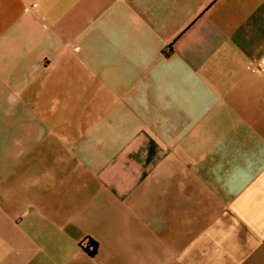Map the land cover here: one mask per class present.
Listing matches in <instances>:
<instances>
[{
  "label": "crops",
  "instance_id": "0c3cea01",
  "mask_svg": "<svg viewBox=\"0 0 264 264\" xmlns=\"http://www.w3.org/2000/svg\"><path fill=\"white\" fill-rule=\"evenodd\" d=\"M0 264H264V0H0Z\"/></svg>",
  "mask_w": 264,
  "mask_h": 264
},
{
  "label": "built area",
  "instance_id": "2783aa9c",
  "mask_svg": "<svg viewBox=\"0 0 264 264\" xmlns=\"http://www.w3.org/2000/svg\"><path fill=\"white\" fill-rule=\"evenodd\" d=\"M84 248L89 252L93 253L95 251V244H93L91 241L86 240L84 243Z\"/></svg>",
  "mask_w": 264,
  "mask_h": 264
}]
</instances>
